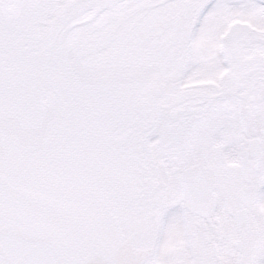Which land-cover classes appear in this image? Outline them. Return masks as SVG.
I'll use <instances>...</instances> for the list:
<instances>
[{
    "label": "snow or ice",
    "instance_id": "6c2138e0",
    "mask_svg": "<svg viewBox=\"0 0 264 264\" xmlns=\"http://www.w3.org/2000/svg\"><path fill=\"white\" fill-rule=\"evenodd\" d=\"M0 264H264V0H0Z\"/></svg>",
    "mask_w": 264,
    "mask_h": 264
}]
</instances>
